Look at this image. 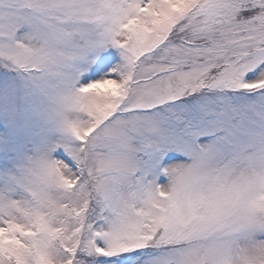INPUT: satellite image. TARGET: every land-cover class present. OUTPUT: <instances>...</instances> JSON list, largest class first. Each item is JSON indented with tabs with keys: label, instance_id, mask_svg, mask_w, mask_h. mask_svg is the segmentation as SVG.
I'll return each instance as SVG.
<instances>
[{
	"label": "snow or ice",
	"instance_id": "1",
	"mask_svg": "<svg viewBox=\"0 0 264 264\" xmlns=\"http://www.w3.org/2000/svg\"><path fill=\"white\" fill-rule=\"evenodd\" d=\"M0 264H264V0H0Z\"/></svg>",
	"mask_w": 264,
	"mask_h": 264
}]
</instances>
